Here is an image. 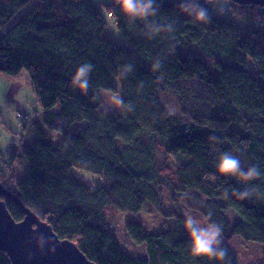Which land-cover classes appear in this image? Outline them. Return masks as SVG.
Listing matches in <instances>:
<instances>
[{
  "label": "trees",
  "instance_id": "obj_1",
  "mask_svg": "<svg viewBox=\"0 0 264 264\" xmlns=\"http://www.w3.org/2000/svg\"><path fill=\"white\" fill-rule=\"evenodd\" d=\"M179 2L157 0L149 19L174 31L151 36L116 0L103 4L124 42L118 45L104 36L106 22L92 0H0V74L26 73L41 108L27 127L31 141L23 138L10 161L0 162V183L95 264H264V7L230 1L217 14L204 3L211 16L203 23L182 14ZM88 63L85 92L72 77ZM189 79L211 89L210 109H188L184 122L164 109L159 92ZM117 95L131 111L114 106ZM18 153L27 174L16 179ZM223 153L261 175L244 181L220 174ZM188 191L203 205L188 202ZM244 191L245 199L234 194ZM2 199L21 221L23 210ZM111 208L133 217L125 232L143 254L123 250L107 220ZM189 215L220 225L223 260L192 253ZM0 264H11L2 250Z\"/></svg>",
  "mask_w": 264,
  "mask_h": 264
},
{
  "label": "rangeland",
  "instance_id": "obj_2",
  "mask_svg": "<svg viewBox=\"0 0 264 264\" xmlns=\"http://www.w3.org/2000/svg\"><path fill=\"white\" fill-rule=\"evenodd\" d=\"M92 1L102 10L103 17L106 22L104 36L118 45L124 43L116 28L114 20L107 16V12L103 7V4L110 3L114 0ZM229 2L230 1L228 0V3L223 7L225 8L229 6ZM210 5L214 7L213 4L210 3ZM228 10L230 11V9ZM20 15L21 13L15 16L12 19V23H15ZM182 49L188 50L186 46H183ZM249 66L251 75L255 76L257 71L255 70L253 63L250 62ZM159 98L164 109L172 117L188 122V117L184 115L188 109H193L196 114L207 115L209 113L210 105L208 100L211 98V89L194 79L182 80L160 90ZM20 115H27V119H19ZM40 115L41 108L35 101L32 85L27 74L22 73L17 79H9L8 77L0 74V162L4 158L6 159L4 161H10L7 155L14 154V150L22 145L23 138H25L24 143L31 141V133L27 132V127H29L32 121H34L37 117H40ZM15 157V177L16 179L22 178L27 174V164L24 157L20 153H18V156ZM172 161L173 162H168L169 167L171 168L178 164V159L174 158ZM2 166L7 167L8 165L6 164L4 166V164H2ZM76 173L79 177H83L86 181L91 180L94 182L93 185L99 184L97 176L77 170ZM5 181H9V179H5ZM185 197L188 202L194 205H203L198 202L199 200L202 201L203 198L194 196L192 192L188 191L185 194ZM106 212L110 228L118 235L119 242L123 250L133 255L143 254V246L133 244L125 232V223L133 217L129 214L120 213L118 210L112 208L108 209Z\"/></svg>",
  "mask_w": 264,
  "mask_h": 264
},
{
  "label": "clouds",
  "instance_id": "obj_3",
  "mask_svg": "<svg viewBox=\"0 0 264 264\" xmlns=\"http://www.w3.org/2000/svg\"><path fill=\"white\" fill-rule=\"evenodd\" d=\"M204 3L213 4L212 11H216L217 14H223L225 10L223 6L228 3V0H203V3H201V0H180L177 7L182 14L190 15L198 22L207 23L210 20L211 13L209 8L203 6ZM116 4L119 7L120 13L129 18L130 21L140 20L146 22L147 34L150 36L160 32L174 31L171 23L162 26L149 19L159 11L157 0H116ZM160 66V61L157 60L152 67L155 70L159 69ZM92 67L90 63L83 64L76 69L72 77L73 83L82 91L86 92L88 89V74L92 70ZM130 71L131 66H126L121 75ZM112 101L114 106L127 111L132 110L118 95L112 97ZM216 169L223 175H238L244 181L256 179L261 175L255 166L242 170L240 161L229 153H223L219 156ZM234 194L238 199H245L249 196V192L247 191ZM225 198H227V193H225ZM185 226L188 229L190 249L194 255L210 257L217 261L224 259L226 249L221 247L222 235L220 225L215 222L201 225L197 219L189 215L185 220Z\"/></svg>",
  "mask_w": 264,
  "mask_h": 264
},
{
  "label": "water",
  "instance_id": "obj_4",
  "mask_svg": "<svg viewBox=\"0 0 264 264\" xmlns=\"http://www.w3.org/2000/svg\"><path fill=\"white\" fill-rule=\"evenodd\" d=\"M235 4L264 7V0H230ZM5 198L18 205L24 213L16 222L8 212ZM0 250L11 264H95L89 261L76 244L59 239L52 228L25 208L18 198L0 183Z\"/></svg>",
  "mask_w": 264,
  "mask_h": 264
},
{
  "label": "built area",
  "instance_id": "obj_5",
  "mask_svg": "<svg viewBox=\"0 0 264 264\" xmlns=\"http://www.w3.org/2000/svg\"><path fill=\"white\" fill-rule=\"evenodd\" d=\"M22 115L19 116V118L21 117Z\"/></svg>",
  "mask_w": 264,
  "mask_h": 264
}]
</instances>
